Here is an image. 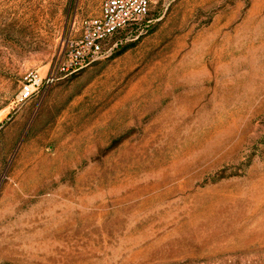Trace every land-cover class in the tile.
<instances>
[{"label": "rangeland", "instance_id": "rangeland-1", "mask_svg": "<svg viewBox=\"0 0 264 264\" xmlns=\"http://www.w3.org/2000/svg\"><path fill=\"white\" fill-rule=\"evenodd\" d=\"M103 0H0V264H264V0H152L21 100Z\"/></svg>", "mask_w": 264, "mask_h": 264}, {"label": "built area", "instance_id": "built-area-1", "mask_svg": "<svg viewBox=\"0 0 264 264\" xmlns=\"http://www.w3.org/2000/svg\"><path fill=\"white\" fill-rule=\"evenodd\" d=\"M152 0H103L98 15L85 20L80 34L68 40L61 54L45 76L30 72L24 77L19 97L30 98L40 88L52 84L58 76H67L107 54V45L122 31L135 30L147 24Z\"/></svg>", "mask_w": 264, "mask_h": 264}]
</instances>
